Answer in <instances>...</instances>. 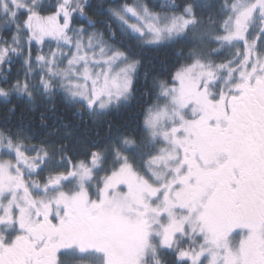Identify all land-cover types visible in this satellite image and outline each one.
Segmentation results:
<instances>
[{
  "label": "snow or ice",
  "instance_id": "1",
  "mask_svg": "<svg viewBox=\"0 0 264 264\" xmlns=\"http://www.w3.org/2000/svg\"><path fill=\"white\" fill-rule=\"evenodd\" d=\"M90 9L0 0L5 103L139 105L94 139L0 127V264H264V0Z\"/></svg>",
  "mask_w": 264,
  "mask_h": 264
},
{
  "label": "trees",
  "instance_id": "2",
  "mask_svg": "<svg viewBox=\"0 0 264 264\" xmlns=\"http://www.w3.org/2000/svg\"><path fill=\"white\" fill-rule=\"evenodd\" d=\"M55 2V0H51ZM95 9L97 5L103 3L105 7L109 5H117L124 2V0H88ZM150 3L159 2V0H149ZM179 3L180 0H177ZM92 9L89 10V15H92ZM78 23H85L82 18ZM77 23V26H78ZM178 47V46H177ZM173 47H161L157 50L146 49L144 51L145 57H151L152 65L158 70H164L168 64L174 59L172 55ZM20 69V62L17 61L12 69L13 76L16 71ZM143 73V69H141ZM21 71V78H22ZM142 79L137 82V88H140ZM139 95V94H137ZM12 105L16 106L13 113L8 112V108ZM139 105L133 101L128 108H122L120 111H113L110 115L104 117L98 124H93L91 120L84 116L74 114L75 110L67 105L61 94H57L53 101L48 102L47 105H41L37 101L34 107H29L26 104V99H17L15 96L11 98V104H7L0 98V127L22 128L29 136H33V143H38L45 139L53 129L57 130L58 134L63 135L65 132H71L73 137L81 139H94L96 134L104 135L107 130L106 121H111L113 124H120L127 122L134 112L138 110ZM41 113H43V123L41 122Z\"/></svg>",
  "mask_w": 264,
  "mask_h": 264
},
{
  "label": "rangeland",
  "instance_id": "3",
  "mask_svg": "<svg viewBox=\"0 0 264 264\" xmlns=\"http://www.w3.org/2000/svg\"><path fill=\"white\" fill-rule=\"evenodd\" d=\"M55 45L53 44L52 47H54ZM48 50V46H45L44 48V51H47ZM35 55H36V51L35 49L33 50V59L35 58Z\"/></svg>",
  "mask_w": 264,
  "mask_h": 264
}]
</instances>
